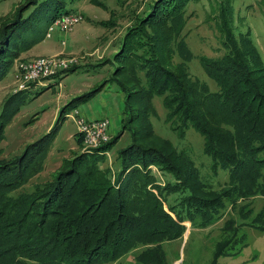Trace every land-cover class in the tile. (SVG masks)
<instances>
[{"label": "trees", "instance_id": "trees-1", "mask_svg": "<svg viewBox=\"0 0 264 264\" xmlns=\"http://www.w3.org/2000/svg\"><path fill=\"white\" fill-rule=\"evenodd\" d=\"M73 1L26 0L1 16L0 80L35 42L36 22L50 11L51 20L61 9L72 12L65 5ZM127 1L121 0L120 17L128 26L115 58L122 63L116 71L126 74L128 101L138 107H129L135 110L129 122L137 123L133 141L118 150L117 170L106 164L115 138L91 153L64 158L47 179L38 174L56 127L18 156L5 158L0 148V264H107L131 250L137 264H169L163 243L183 237L184 221L207 227L221 219L227 203L236 208L239 200L256 195L264 200V62L251 32H234L227 0L216 6L214 27L224 52L198 56L215 90L190 72L195 55L186 27L190 3L198 0H147L140 8ZM120 17L111 10V20L102 24L114 27ZM154 96L161 97L171 129L184 135L192 126L201 134L213 173L223 170L228 176L220 187L199 176L186 148L155 135L149 121L156 112ZM76 138L82 146L78 132ZM143 142L150 143L137 145ZM152 165L162 172L163 187ZM244 224L264 231V211ZM238 226L232 218L224 222L222 233L233 234L217 244L210 264L226 255Z\"/></svg>", "mask_w": 264, "mask_h": 264}, {"label": "rangeland", "instance_id": "rangeland-1", "mask_svg": "<svg viewBox=\"0 0 264 264\" xmlns=\"http://www.w3.org/2000/svg\"><path fill=\"white\" fill-rule=\"evenodd\" d=\"M97 1H102L106 7L92 0H76L70 6L65 5V9L70 8L77 12L81 19L70 30L54 31L50 37L46 33L55 13L48 12L43 19L36 22L38 31L31 33L35 42L28 50L18 54L11 70L0 80V126H4L0 143L1 155L5 158L20 155L27 145L44 138L56 127L49 136L51 141L44 170L38 174L43 179L56 172L64 158H72L80 152L91 153L97 148L86 147L84 139L82 146L78 147V128L74 121L76 115L87 121L104 117L108 119V141L118 138L111 144L106 155V164L114 170H117L118 150L130 146L133 141L131 134L137 123L129 122L135 112L129 107H138L134 101H128L126 74L121 70L116 71L122 63L115 58L116 52L120 51L122 35L128 22L126 17H120L124 13L121 0ZM144 1L147 0H128L126 4L137 8ZM221 1L224 0L191 2L188 11L192 15L188 17L186 27V41L195 55L189 64L190 72L215 90L216 84L206 75L198 56H217L224 52L220 32L214 27L218 12L216 6H220ZM227 1L234 32L238 34L249 30L264 62V0ZM25 2L26 0H0V18ZM29 6L23 9L24 13L28 12ZM111 10L120 17L114 27L102 24L105 20H111ZM61 13L64 14L65 10L61 9ZM45 57L65 60L78 67L71 72L63 71L46 79L32 81L25 89L17 91L19 82L17 83L14 76L19 69V63H30ZM120 83L126 87L122 88ZM152 101L156 112L149 116V121L153 124L155 135L167 138L175 148H186L199 176L213 188L220 187L228 176L223 170L213 173L211 158L203 152L201 134L192 126L185 129L184 135L171 129L164 120L165 108L162 106L161 97L154 96ZM151 169L158 178L157 184L163 187L165 179L162 172L155 165ZM152 190L155 192V189ZM226 206L221 211V219L207 227L198 223L191 226L189 221H184L186 229L183 237L163 243L166 262L210 264L217 244L222 245L226 241L223 239L233 234L232 231H221L224 222L232 218L234 225H239V234L226 255L217 260L218 264H264V231L244 224L264 211V200L256 195L247 202L239 200L236 208H231L228 203ZM135 255L136 251L131 250L107 264H137Z\"/></svg>", "mask_w": 264, "mask_h": 264}, {"label": "built area", "instance_id": "built-area-1", "mask_svg": "<svg viewBox=\"0 0 264 264\" xmlns=\"http://www.w3.org/2000/svg\"><path fill=\"white\" fill-rule=\"evenodd\" d=\"M80 19L81 16L74 11L61 14L52 21L51 25L48 27L46 36L50 37L52 32L58 30L68 31L73 28V25L79 22ZM73 66L72 64H68V61L48 57L33 60L30 63H19V69L14 76L17 83L19 82L16 90L25 89L32 81L46 79V77L56 75ZM74 121L75 124H77L78 133L81 134L82 138L85 140L86 147L96 148L105 144L110 139L107 131L110 122L106 117L87 121L79 115H76Z\"/></svg>", "mask_w": 264, "mask_h": 264}, {"label": "crops", "instance_id": "crops-1", "mask_svg": "<svg viewBox=\"0 0 264 264\" xmlns=\"http://www.w3.org/2000/svg\"><path fill=\"white\" fill-rule=\"evenodd\" d=\"M55 54H57V53H55Z\"/></svg>", "mask_w": 264, "mask_h": 264}]
</instances>
